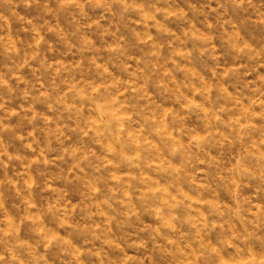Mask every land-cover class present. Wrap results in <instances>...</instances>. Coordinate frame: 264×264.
<instances>
[{
	"label": "clouds",
	"instance_id": "clouds-1",
	"mask_svg": "<svg viewBox=\"0 0 264 264\" xmlns=\"http://www.w3.org/2000/svg\"><path fill=\"white\" fill-rule=\"evenodd\" d=\"M0 264H264V0H0Z\"/></svg>",
	"mask_w": 264,
	"mask_h": 264
}]
</instances>
